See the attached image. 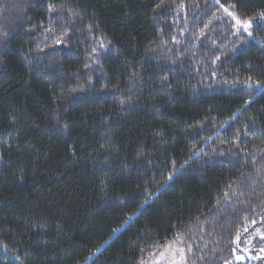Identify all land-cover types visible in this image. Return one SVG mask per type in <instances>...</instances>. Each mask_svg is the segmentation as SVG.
Listing matches in <instances>:
<instances>
[{
    "label": "trees",
    "instance_id": "16d2710c",
    "mask_svg": "<svg viewBox=\"0 0 264 264\" xmlns=\"http://www.w3.org/2000/svg\"><path fill=\"white\" fill-rule=\"evenodd\" d=\"M261 12L0 0V264L233 261L264 225Z\"/></svg>",
    "mask_w": 264,
    "mask_h": 264
},
{
    "label": "rangeland",
    "instance_id": "374dc122",
    "mask_svg": "<svg viewBox=\"0 0 264 264\" xmlns=\"http://www.w3.org/2000/svg\"><path fill=\"white\" fill-rule=\"evenodd\" d=\"M14 1V0H13ZM10 3L8 4V7ZM20 6V5H19ZM11 7V6H10ZM17 8V7H16ZM14 15L12 16V18ZM259 230V231H257ZM264 225H256L251 228L250 232L245 234L243 238H240L239 244L236 242V254L235 259L230 262V264H252L254 260L251 256H256L259 258H264ZM237 256H244V260H237ZM152 264H187L184 259V253L179 250H168L161 259L153 261ZM229 264V262L227 263Z\"/></svg>",
    "mask_w": 264,
    "mask_h": 264
},
{
    "label": "snow or ice",
    "instance_id": "6c2138e0",
    "mask_svg": "<svg viewBox=\"0 0 264 264\" xmlns=\"http://www.w3.org/2000/svg\"><path fill=\"white\" fill-rule=\"evenodd\" d=\"M48 10H49V11H54L55 8H54L53 5L50 4V5L48 6ZM225 11H227V9H225ZM229 15L232 16L233 19L235 20V25H236L238 31L242 29L243 31L247 32L249 36L252 35V32L249 31V30L252 28V20H242L241 18L237 17V16H236L234 13H232V12H229ZM259 16H260V19H261L262 21H264V12L259 13ZM258 26H259V27H264V24H259ZM52 31H55V30L53 29ZM7 35H8V34L5 32V33H4V36L7 37ZM62 43H64V41L62 40V38L57 37V38L55 39V44L59 45V44H62ZM101 47H103V45H101ZM253 83H255V85H256L258 88H260V90H261V94H264V83H262V82H260V81H255V82H253V81H251V78H249L248 86H249V87H252V86H253ZM124 102H125V101L122 100V101H121V104H123ZM185 163H187V162H185ZM169 178L171 179V177H169ZM253 223H255V221H253ZM257 231H259V230H257ZM261 235H262V238H264V234H261ZM236 241H237V244H239V242H240V238H239V236H237ZM261 251H264V249H261ZM181 252H183V249H181ZM250 258H251V259H259V257H256V256H251ZM236 259H237V260H244V256H237ZM229 264H230V262H229Z\"/></svg>",
    "mask_w": 264,
    "mask_h": 264
}]
</instances>
